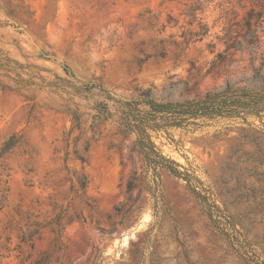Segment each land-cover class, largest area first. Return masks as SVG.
<instances>
[{
	"label": "rangeland",
	"instance_id": "rangeland-1",
	"mask_svg": "<svg viewBox=\"0 0 264 264\" xmlns=\"http://www.w3.org/2000/svg\"><path fill=\"white\" fill-rule=\"evenodd\" d=\"M253 4L0 0V264H264V113L121 124L249 85L263 35L213 61Z\"/></svg>",
	"mask_w": 264,
	"mask_h": 264
},
{
	"label": "trees",
	"instance_id": "trees-1",
	"mask_svg": "<svg viewBox=\"0 0 264 264\" xmlns=\"http://www.w3.org/2000/svg\"><path fill=\"white\" fill-rule=\"evenodd\" d=\"M257 23V27H252ZM262 35L264 36V0H254L253 6L246 13L241 29L235 30L234 34L227 30L224 34V49L216 54V59L213 61L214 66L227 61L233 51L245 48L248 52H253ZM259 58L261 60L260 67L253 70L249 85L232 87L227 84L220 92L178 106L155 102L146 93L132 103H123L121 108L124 116L121 124L126 130H137L139 144L144 147L147 143L149 144L147 128L159 126L161 123L165 125L174 122L179 118V115L186 114L191 117L227 116L243 119L249 114L261 116L264 113V72H260V68L264 65V51L259 53ZM141 103L146 104L149 108L140 109L138 105ZM16 142L14 136H10L3 142L0 147V159L12 151ZM4 198L3 195H0V209Z\"/></svg>",
	"mask_w": 264,
	"mask_h": 264
}]
</instances>
